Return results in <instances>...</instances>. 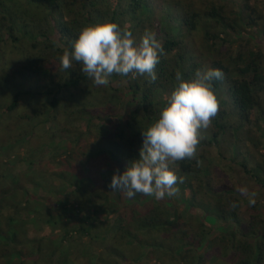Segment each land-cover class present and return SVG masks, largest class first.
<instances>
[{
	"label": "trees",
	"instance_id": "obj_1",
	"mask_svg": "<svg viewBox=\"0 0 264 264\" xmlns=\"http://www.w3.org/2000/svg\"><path fill=\"white\" fill-rule=\"evenodd\" d=\"M221 9L223 5H215V0H0V83L13 89L9 103L1 108L12 118L4 120L3 128L0 127L4 136L11 138L1 143L0 149L9 151L14 143L27 139L28 143L51 145L58 154L64 155L57 168L62 171V193L55 187L50 194L43 178H32L34 186L29 189L24 187L17 174L7 169L0 171V208L9 211L7 224L0 227V245H10L9 251L0 248V257L4 258L0 264H27L29 257L22 253L25 245L32 250L33 264H51V258L52 264L75 263L76 257L70 253L73 245H64L70 240L65 221L60 225L63 233L59 243H56L54 233L38 231L40 225L46 226L53 219L59 223L62 220L59 218L61 213L47 215L44 210L50 212L49 208L37 206L41 201L36 200L39 198L36 192L41 190L55 200L62 199L61 207L65 208L74 190L80 189L78 195L87 190L86 186L79 188L75 183L80 173L81 179L93 183L96 192L98 190L102 196L106 194L104 204L113 216V225L100 236L92 235L89 227L81 223L72 228L80 236L91 234L94 241L107 243L111 246L109 251L126 260V264L152 258L163 261L167 256L170 257L167 259L169 264H204L208 258L216 260L217 256L229 257L232 264H264V86H261L264 63H253L261 53L252 51L248 54L252 60L240 66L236 74H229L231 68L225 62L232 50L218 32L225 34L229 28L239 35L232 22L238 25L240 18L236 16L233 21L222 18ZM103 22H115L122 29L131 30L137 43L146 31L155 35L163 49L155 68L156 81L146 75L113 74L107 86H96L81 72L80 65L74 63L69 70L61 68L60 57L71 48L80 30ZM201 26L203 33L198 38L201 44L196 43L197 48L193 49L187 47ZM178 29L179 34L175 33ZM217 39L222 42L218 47ZM256 41L264 52V37ZM212 53L209 61L208 54ZM235 56L238 61L242 52H236ZM8 61L12 65L5 69L2 63ZM207 68L223 72L222 79L214 80L213 86L230 81V106L228 112L220 108L209 128L200 131L205 134L203 138L209 137L200 141L202 150L196 157L177 162L176 174L183 178V183L178 185L182 189L189 188L196 202L204 199L207 204V212L197 221L196 231L181 238L177 235L180 224L188 223V220L183 213L173 210L171 198L157 199L140 193L129 198L120 190H112L110 180L113 174L123 172L138 158L142 132L150 127L146 122L157 120L167 103V100L159 103L157 95L164 91L171 93L178 84L177 75L187 81L193 78L196 70ZM115 98L122 99L121 108ZM77 111L88 118L84 130L75 118ZM105 113L108 121L104 120ZM116 133L120 134L119 140L114 138ZM93 137L95 153L88 145V139ZM209 146H214L217 155L227 162H234L239 152L242 153L243 160L238 166L245 177L255 182V188L249 190L256 194L254 206H249L246 196L236 193L216 198L200 195L206 191L197 187L196 180L200 179L195 174L198 171L208 175L210 187L214 184L213 174L200 169L204 153L209 151L207 154L211 155ZM249 146L256 149V161L243 154L242 148L248 151ZM218 168L222 171L224 165H218ZM222 176L228 182L225 174ZM102 183H107L110 188L102 190L98 185ZM228 189L231 190V186ZM233 202L236 207L230 206ZM241 203L248 204L250 217L247 222L239 218ZM212 207L216 214L232 223L228 227H219L220 235L214 238L208 237L206 232L207 228H212L207 217L217 220L212 215ZM64 208L65 220L72 219L73 211L67 209L70 211L67 214ZM104 226L107 228L108 225ZM25 232L34 234L31 239L36 247L30 239H23ZM114 245L124 246L121 251L114 249ZM181 251L186 256L176 260L174 253ZM47 254L49 262L40 259Z\"/></svg>",
	"mask_w": 264,
	"mask_h": 264
},
{
	"label": "rangeland",
	"instance_id": "obj_2",
	"mask_svg": "<svg viewBox=\"0 0 264 264\" xmlns=\"http://www.w3.org/2000/svg\"><path fill=\"white\" fill-rule=\"evenodd\" d=\"M216 4H222L223 9H221V16L222 18L228 19L230 21H233L232 18L239 17L240 21L238 22V25L235 21L232 23L235 25L237 30H239L240 34H236L234 30H231L229 28H226L225 34L222 32H218L220 37L225 38V45H229L230 49L232 50L231 54L226 57V62L231 69H229V74L234 75L239 70L238 68L242 66L244 63L249 62L252 60L251 56H248V54L252 51H256L257 53H261V55H258L255 57V60L253 63L258 65V63H264V52L262 50L261 44H257V39H260L262 36L264 37V0H223L219 1V3L215 0ZM247 5V6H246ZM254 9V10H252ZM251 19H254L252 21ZM173 23V22H172ZM210 25V24H209ZM202 26L199 27L194 32V41L189 42L187 47L193 49L197 48V45L201 44V41L198 39L199 35L203 33ZM196 32L198 34H196ZM180 33V30L178 29L177 32ZM198 35V36H197ZM237 35V36H236ZM196 40V41H195ZM197 43V45H196ZM221 39L216 40V47L221 45ZM233 44V45H232ZM228 47V48H229ZM9 48V47H6ZM229 49V51H230ZM241 51L242 57L237 60V57L235 56V53ZM210 56H213L212 54H208V60L210 61ZM206 59V58H205ZM248 59V60H246ZM12 62L2 63V65L5 67V69H8L11 67ZM259 67V66H258ZM228 73V72H227ZM117 83V82H115ZM229 83L230 81L227 80V82H220L217 86H213V91L218 99L219 102V109H225L226 112L229 110V100H230V94H229ZM261 86H264V81L261 80ZM10 85H7L6 83H0V127L3 128V121L4 120H10L11 114L4 112L1 108L6 106L11 97V93L13 89ZM171 93H168L166 91L161 92L157 95L159 99V103L161 102L163 104L164 101L168 100ZM26 100H29V98H26ZM25 100V101H26ZM115 100L118 103V108H121L123 106L121 100L119 98H115ZM24 102V101H23ZM23 107V106H21ZM77 116L75 117L78 119L80 124V129L84 130L85 125L88 122V118H86L83 114H81L80 111H77ZM104 120L108 121V116L106 113L103 115ZM20 121L24 122V119L19 118ZM15 121V118L13 119ZM96 121V120H95ZM156 121V120H155ZM152 120L151 122L146 124L152 125L154 122ZM94 122V121H92ZM262 125L263 123L260 122ZM29 134V133H27ZM5 132H2L0 130V145L4 141L10 140L11 137L4 136ZM119 133H116L114 136L115 140H119ZM210 135V134H209ZM201 140H208L205 137V134L200 132ZM90 142H88L89 146H92V150H95L94 147L95 138L88 139ZM200 140V141H201ZM27 139L19 141L17 143H14L13 146L10 147L9 151H2L0 149V171L6 170L11 171L12 173H15L19 176L21 179L22 184L26 188H33V182L32 178H38V179H45V182L43 183L44 186L49 187V193L53 192L55 187L59 188V192L62 190V180L60 179L62 171L57 170L59 167V163H61V159L64 158V155H60L57 153V149H53V146H43L38 144L37 142L31 141L28 143ZM92 142V144H91ZM139 147H142L141 140L139 141ZM200 146V144H199ZM198 146L197 153L200 152L201 147ZM12 149V150H11ZM208 149L210 150L211 155L207 154L208 152L204 153L203 158L201 159V170H206L207 174L212 173V179H213V187H210L208 183V175L204 176L202 171H198L195 176L199 178L200 180H196L199 185V189L202 191H206V193L200 192V195L204 197H211L216 198L217 196L221 197H227L229 193H236L240 196L242 194L239 192V188L241 185H238L239 183L244 184L250 191L254 189V180L252 178H247L242 173L241 167L238 166V162L242 161V153L239 152L237 158L234 162L226 161L221 156L217 155L216 149H214V146H209ZM243 154H245L247 157H254L257 158L258 154L256 153V149L249 146V150L245 151V148L243 147ZM259 152L262 150H258ZM255 153V154H254ZM53 154H55L53 159ZM254 161H250L253 163ZM210 162H213L214 164H211ZM58 163V165H56ZM218 165H224V168H222V171L218 168ZM242 171V172H241ZM225 174V178H227L228 182L223 179L222 175ZM222 174V175H221ZM81 173L79 174L78 178L79 180L75 183L79 188L86 186L87 190L84 191L82 194L78 195L77 193L80 192V189L77 191L74 190V193H71L68 197V204L64 207H61V203H63V200H55L52 195L41 192H36L39 195V198L36 200L41 201V203H37L38 207L40 205H44V207L49 208L50 212H47L44 210V212L48 214H60V219L62 220L61 223L55 222L56 219H53V222H50L49 224L40 225L38 228V231H43L42 233H54L55 234V241L56 243H59L61 234L63 231L60 229V225L66 222L67 226L66 229L70 230L69 235V241L64 242V245L68 247L67 244L73 245V248L70 250L73 255H75L76 260L74 264H103L105 261L107 264H126V260H121L119 256L115 253H111L109 249L111 246L103 245L100 241L96 242L93 239H91V234L100 236V233L103 231H107L108 228H111L113 225V222H111V219H113V216H111L110 213H108V210L106 209L105 200L107 199L106 194H104L103 197L99 191L95 189V186L93 183H91L87 179H81L80 178ZM204 179V180H202ZM231 186V190L228 189ZM102 188V190L109 189L110 187L105 183L98 184ZM103 185V186H101ZM65 187V186H64ZM179 188V194L175 197L171 198V204L173 205V210H176L178 213H183L185 215V219L188 220V223L180 224V231L177 232L178 236H181V238L185 237L186 235H190L193 232L196 231L198 224L197 221L203 217V214L206 211V201L203 199L201 202H196L195 199H192V193L189 190V188L182 189L179 185H177ZM210 187V188H209ZM35 188V187H34ZM67 189H70V187H65ZM228 189V190H227ZM92 190L94 194H92ZM227 190V191H226ZM58 192V193H59ZM102 192V191H100ZM62 193V191H61ZM103 193V192H102ZM209 195V196H208ZM59 196V195H58ZM62 198V197H60ZM199 199V197H198ZM186 201V202H185ZM101 204V206H98V204ZM247 203H241L240 204V213L239 218L242 222H247L250 215L247 210ZM63 208L65 209L66 213H70V211L74 213V216L72 219L65 220L66 216L63 215ZM83 208V209H82ZM171 208V210H172ZM35 209V205H34ZM67 209H70V211H67ZM37 210V209H36ZM212 215L216 217L217 220L211 217H207V221H209V224H212V228H207L206 232L208 233V237L214 238V236L220 235L219 227L222 226H230L229 224L231 221L228 222V220H225L221 214H216L214 208L212 207ZM8 210L5 208H0V213L3 215L0 217V227H3L7 224L6 222V216L8 214ZM29 212H25L27 214ZM65 213V215H66ZM202 213V214H201ZM201 215V216H200ZM117 216V215H116ZM27 217V215H26ZM56 218V217H55ZM58 219V218H57ZM76 221V222H74ZM81 223L84 226H88L90 229V235L84 234L83 236H80V234L75 231L72 227L78 226V224ZM232 224V223H231ZM104 225H108L107 228ZM197 226V227H196ZM225 227V228H226ZM42 228V229H40ZM196 228V229H194ZM106 229V230H105ZM8 230V229H7ZM37 230V229H36ZM75 231V232H74ZM226 231V230H225ZM31 232H25L23 239L28 240L30 239V243L33 244L34 241H32ZM2 241L0 240V243ZM66 243V244H65ZM35 244V243H34ZM36 247V245H34ZM30 246V245H29ZM116 247H113L114 249H121L124 245H114ZM225 246V245H224ZM227 248H229V245H226ZM10 245H0L1 249H5L6 251H9L8 248ZM226 248V249H227ZM13 250V248H10ZM225 249V250H226ZM44 250V249H43ZM125 250V249H124ZM229 250V249H228ZM22 253L27 254L29 257L27 264H33L32 260V250L29 251L27 248V245L23 247ZM175 259L180 260L182 259V256H186V253L181 251V253H174ZM189 257V255L187 254ZM228 256V255H227ZM42 260H46V262H49V255L41 256ZM100 259V262H98ZM170 260V257H166L165 260H160V258H152L151 260L147 259H141L140 261H137L136 264H161L168 262ZM228 258H223L217 256L216 260L207 259L206 263L204 264H232ZM4 258L0 257V263L3 262ZM104 261V262H103ZM45 262V261H44ZM54 261L51 258L50 263L52 264ZM165 263V264H169ZM135 264V263H134Z\"/></svg>",
	"mask_w": 264,
	"mask_h": 264
},
{
	"label": "clouds",
	"instance_id": "obj_3",
	"mask_svg": "<svg viewBox=\"0 0 264 264\" xmlns=\"http://www.w3.org/2000/svg\"><path fill=\"white\" fill-rule=\"evenodd\" d=\"M163 49L155 35L146 31L137 43L131 30L115 22L85 26L60 57L63 70L81 66V72L96 86H107L113 74L147 76L156 81V65ZM220 69L196 70L191 80L177 75V86L171 92L158 119L142 132V147L137 159L110 180L112 190L127 197L137 193L157 199L175 197L177 185L183 183L175 169L177 162L196 157L200 131L207 129L219 110L213 81L222 79ZM239 192L256 204L255 193L242 186ZM231 207H236L233 202Z\"/></svg>",
	"mask_w": 264,
	"mask_h": 264
}]
</instances>
